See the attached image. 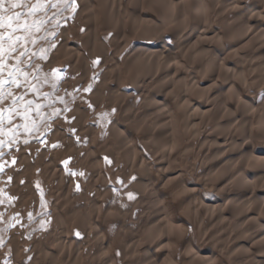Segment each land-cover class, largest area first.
I'll return each instance as SVG.
<instances>
[{"label":"bare ground","instance_id":"1","mask_svg":"<svg viewBox=\"0 0 264 264\" xmlns=\"http://www.w3.org/2000/svg\"><path fill=\"white\" fill-rule=\"evenodd\" d=\"M125 1L78 2L85 8L83 16L91 31L89 38L93 36V47L98 46L96 51L102 62L107 51L102 49L104 42L96 34L99 13L106 28L115 31L117 45L127 47L131 38L136 40L126 54L123 67L117 60L110 66L108 73L112 80L107 85L106 99L108 107L122 112L127 120L136 121L128 123L130 129L117 123L109 126L124 149L119 176L124 179L126 173L129 177L126 180L132 182L125 193L136 200L130 205L127 203L125 214L108 213L103 217L101 209L105 200H99L95 193L89 214H71L63 226L65 234L55 238L52 246L51 243L44 246V261L57 259L60 264L81 261L82 252L70 248L73 237L67 230L72 228L79 237L92 230L99 231L96 235L98 249L90 259L91 264H99L96 261L99 255L106 264H116L120 259L132 264L140 255L141 264H216V259L221 264H264V108L257 106L244 91L248 86L264 87V0H131L130 8ZM145 3L149 11H144ZM226 16L230 19H225ZM213 20H219L222 33L212 29ZM65 31L59 36L58 51L67 62V68L82 63L85 75L89 63L84 53L68 42ZM169 39L174 41L173 46L167 44ZM186 62L196 66L191 73L185 70ZM237 63L239 69L235 71ZM121 69L129 74V88L121 85ZM144 82H149L151 87L144 86ZM136 94H144L138 104L134 102ZM75 112V126L82 125L81 136L87 138L91 130V125L87 124L88 111L81 106ZM178 113L188 137H200L205 127L213 125L212 131L202 137L196 153H203L201 165L205 179L221 187L223 199L202 197L195 184L183 180L181 171L169 167V161L143 166L144 158L134 143L135 135L150 134L153 138L150 149L161 151L159 157L170 159L181 147L183 138L178 130ZM61 130L58 125L54 126V135L60 134V142L64 143L68 139ZM254 132L260 142L255 141ZM52 139H57L56 135ZM191 147L188 144L183 155H193ZM87 148L92 162L97 165L88 182L94 188H103L105 176L101 161L104 157L97 154L93 146ZM110 152V148H106L104 156L111 163L118 161ZM73 158L69 156L67 161L72 163ZM57 172L53 170L50 178L59 179ZM73 185H77L76 180L60 179L57 187L64 192L66 204L71 202ZM175 187L178 191L171 193ZM107 193L104 192V199ZM29 196H33L31 189ZM179 198L187 206L177 214L172 201ZM76 204V207L84 206ZM134 209H144L145 226L132 227L138 233L135 237L123 234L126 236L118 243L123 247V255L116 258L110 252L112 238L108 237L104 223L107 217H111L110 223L112 219L123 221ZM58 218L59 211H56L54 220ZM228 221L232 223L229 231ZM192 228H198L203 235L205 231L211 232L214 242L204 250L194 248L188 233ZM10 238L15 240L12 234ZM183 239L188 249L182 258H176L173 256L175 246ZM40 262L38 259L34 264Z\"/></svg>","mask_w":264,"mask_h":264},{"label":"rangeland","instance_id":"2","mask_svg":"<svg viewBox=\"0 0 264 264\" xmlns=\"http://www.w3.org/2000/svg\"><path fill=\"white\" fill-rule=\"evenodd\" d=\"M78 1L80 2V0H75L76 11L73 12L65 4L59 3V0H51L52 3H59L58 9L49 6L45 11L38 12L35 16L28 18L30 23L40 20H43L44 23L40 26L39 31L33 28L31 35L28 36V42L23 47H18L17 51L12 53V58L6 61L7 67L4 69L2 77L4 79L8 78V71L17 64L16 57L19 53L27 49L28 55L20 57L19 67L23 73L27 74L28 83L22 87H16L15 84L4 86L6 93L11 91L13 96H23V101L17 102L18 114L4 112L5 119L3 124L0 125L3 128V133H0V141L4 142L3 147H0V264H34L35 260L38 259L44 262H40V264H60L57 259L44 261L42 256L44 246H52L55 238L65 234L66 230L63 226L71 214L74 212L86 216L89 214L95 200V193H97L99 200H105V204L101 209L103 217L108 213L109 215L115 214V216L125 214L127 203L129 202L130 205L136 200L132 196L131 199L128 198L125 193L132 182L126 180V177H128L126 173H124V179L119 176L121 173L120 166L123 164L122 153L124 149L117 143L115 136L109 130V126L113 123L130 129L128 123L135 124L136 121L127 120L122 112L108 107L106 102L108 96L107 85L112 80L108 73L112 68L110 66L114 63V60H117L119 63L121 62L122 68L126 54L135 45L136 40L131 38L127 47L117 45L115 31L106 28L105 20L99 13L96 34L104 42L102 49H106L108 53L104 54L105 61L102 62L100 53L96 51L98 46L96 49L93 47V36L91 40L89 38L91 37L89 36L91 31L83 16L85 8L80 7ZM36 2L37 0H29L31 4ZM125 2L130 8L131 0ZM5 6L7 7V4ZM143 7L144 11H149L146 3ZM15 11H27V9H16ZM225 19H230V16H226ZM212 29L222 33L219 20L212 21ZM63 31L66 32L68 42L75 49L84 53V59L89 63L87 74L84 75L82 72V63L66 67L67 62L58 51L60 47L59 36L63 34ZM32 40H35L36 43L33 44ZM222 42H225V40ZM167 44L173 46L174 41L169 39ZM232 62L235 63V61ZM239 63H237L235 71L239 69ZM185 66V70L190 71V73L196 67L193 62H186ZM120 75L121 85L126 88L131 87L127 78L129 74L126 70L121 69ZM251 78L254 80L253 77ZM236 79H239V75ZM18 82L23 84V75L19 77ZM201 82L204 83L205 80ZM53 84H55V88H53ZM31 85H36L38 90H29ZM150 85L149 82H144V86L149 87ZM89 86L91 87L89 88ZM85 89L89 90L85 91ZM244 91L246 96L254 99L257 106L264 108V87L253 88L248 86ZM46 94L47 98H45ZM143 96L144 94L141 96L139 94L134 95V102L138 104ZM61 98H63V102H61ZM29 100L33 104L28 112L29 119L25 121L22 116L24 115L26 102ZM94 101H97V103H94ZM171 104L174 105L175 101ZM36 105L41 106L39 115H37ZM11 106V96H7L3 102H0V110L8 109ZM81 106L87 109V124L91 125L87 138L81 136L84 132L82 125L75 126V111L77 107ZM181 117V114L178 113V130L183 135L180 142L181 147L172 153L170 159L165 156L161 158L159 157L161 151L158 153L150 149L153 140L150 134L139 133L135 135L134 143L138 152L143 155V166H157L159 161L165 163L169 161V167L174 171H181L184 175L183 180L192 185L195 184L198 194L202 197L209 199L213 196L217 199H223L221 187L214 186L205 179L204 168L201 165L203 153H196L201 146L200 144H202V137L212 131L213 125L209 124L205 127L200 137H188L185 134ZM256 121L255 118V124ZM55 125H58L62 129L61 133L67 137L68 140L64 143L60 142V134L59 136L55 134L57 139H52L55 136ZM255 134L254 132L255 141L260 142L261 139ZM13 136H15L14 142L12 141ZM188 144L192 145L191 148L194 149V153L185 156L183 155L184 148ZM89 145L96 148V153L104 157L101 161V169L105 176L103 188H94L93 184L88 182V177L92 176L97 168L96 163L92 162L93 159L90 156L89 148H87ZM106 148H110L111 157L118 158V161L111 163L104 156ZM69 156L74 157L72 163L67 161ZM40 161L42 164H40ZM53 170L58 171L59 179L50 178V173ZM60 173H62V176ZM70 178L73 181L76 180L77 185L70 187L72 199L69 204H66L64 202V192L59 191L57 187L60 179L70 181ZM15 189H17V192H15ZM30 189L33 191L31 197L29 196ZM106 191L108 193L106 199H104L103 194ZM177 191L175 187L171 193ZM229 192L233 194V191ZM174 201L172 203L177 208L175 213L180 214L183 209H186L187 205L183 204L185 202L182 198ZM74 203L84 206L76 207ZM55 204H57L58 209ZM56 211H59V220L57 221L54 220ZM143 211L144 209H134L123 221L112 219L110 223L111 217H107V221H109L104 224L108 237L112 238L110 252L116 258L118 256L122 258L123 255V247L118 246L119 240L124 239L126 236L123 234L126 232L127 235L135 237L138 233L132 227L134 225L136 227L145 226L142 219ZM227 227V231H229V228H232V223L228 221ZM67 231L71 238L73 237V244L70 248L82 252L81 261L78 264H91L90 259L98 249L99 240L96 235L99 231H89L88 235L83 237H79L72 228ZM200 231L198 228H192L188 233L192 246L204 250L206 246L214 242L212 241L214 237H212L211 232L207 233L205 231L206 234L203 235V232ZM11 234L15 236V240L10 238ZM187 249L185 240H179L175 246L173 256L182 258L184 251H187ZM122 260L120 259L116 264H129ZM96 261L99 264H106L101 255L96 258ZM219 261V259H216V264H221ZM132 262V264H141L143 257L140 255L139 259Z\"/></svg>","mask_w":264,"mask_h":264},{"label":"snow or ice","instance_id":"3","mask_svg":"<svg viewBox=\"0 0 264 264\" xmlns=\"http://www.w3.org/2000/svg\"><path fill=\"white\" fill-rule=\"evenodd\" d=\"M59 3L65 4L66 7L70 8L73 12L76 11L75 0H70V2L69 0H59ZM59 3H52L51 0H43V2L42 0H37L34 4L29 3V0H0V102H3L7 96L12 97V106L8 109L0 110V125L3 124L5 119L4 112L18 114L17 102L23 101V96H13L11 91L6 93L4 86L6 84H15L16 87H22L24 84L28 83L27 74L23 73L19 67L21 62L20 57L28 55L27 49L19 53L16 57L17 64L8 71V78L4 79L2 77L4 69L7 67L6 61L12 58V53L16 52L18 47H23V45L28 42V36L31 35L32 29L35 28L39 31L40 26L44 23L43 20L32 21L30 23L28 18L35 16L38 12L45 11L49 6L53 9H58ZM6 4L7 7L5 6ZM16 9H27V11H15ZM31 42L33 44L36 43L35 40ZM21 75L24 76L23 84L18 82ZM90 87L91 86H89V88ZM53 88H55V84H53ZM29 90L37 91L38 89L36 85H31ZM88 90L89 89H85V91ZM45 98H47V94ZM61 102H63V98H61ZM32 104L33 102L31 100L26 102L24 115L22 116L25 121L29 119L28 112ZM40 107V105H36L37 115H39ZM54 115H56V113H54ZM25 127L26 130H28L27 126ZM0 133H3L2 127H0ZM12 141H15V136L12 137ZM3 145L4 142L0 141V147H3ZM129 198L131 199V194Z\"/></svg>","mask_w":264,"mask_h":264}]
</instances>
